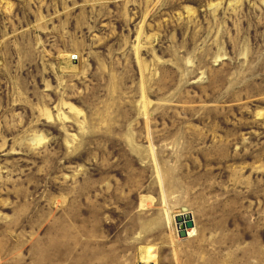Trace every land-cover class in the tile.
Here are the masks:
<instances>
[{"label": "rangeland", "instance_id": "1", "mask_svg": "<svg viewBox=\"0 0 264 264\" xmlns=\"http://www.w3.org/2000/svg\"><path fill=\"white\" fill-rule=\"evenodd\" d=\"M0 264H264V0H0Z\"/></svg>", "mask_w": 264, "mask_h": 264}, {"label": "water", "instance_id": "2", "mask_svg": "<svg viewBox=\"0 0 264 264\" xmlns=\"http://www.w3.org/2000/svg\"><path fill=\"white\" fill-rule=\"evenodd\" d=\"M176 224H181L179 228H177V234L179 237L187 236V229L194 228V221L191 213L184 212L175 215Z\"/></svg>", "mask_w": 264, "mask_h": 264}, {"label": "bare ground", "instance_id": "3", "mask_svg": "<svg viewBox=\"0 0 264 264\" xmlns=\"http://www.w3.org/2000/svg\"><path fill=\"white\" fill-rule=\"evenodd\" d=\"M181 226V224H176V228H179ZM193 230V228H188L187 229V234H190L191 233V231Z\"/></svg>", "mask_w": 264, "mask_h": 264}]
</instances>
